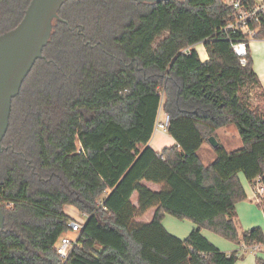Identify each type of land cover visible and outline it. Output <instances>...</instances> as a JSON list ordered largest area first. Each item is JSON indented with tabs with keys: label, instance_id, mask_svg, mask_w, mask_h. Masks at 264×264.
Returning a JSON list of instances; mask_svg holds the SVG:
<instances>
[{
	"label": "trees",
	"instance_id": "1",
	"mask_svg": "<svg viewBox=\"0 0 264 264\" xmlns=\"http://www.w3.org/2000/svg\"><path fill=\"white\" fill-rule=\"evenodd\" d=\"M30 1L0 0V35L20 23ZM231 15L222 0L61 7L1 143L0 264L237 262L201 230L264 244L259 227L241 237L236 227V205L246 199L238 175L264 189V90L250 55L241 66L219 32ZM202 41L204 63L193 48ZM160 112L174 145L156 152L149 142ZM229 125L242 147L227 152L218 142L204 165L202 145ZM67 206L88 216L78 234ZM152 208L150 222H135ZM165 215L195 228L180 240L164 228ZM68 234L76 245L63 261L55 247Z\"/></svg>",
	"mask_w": 264,
	"mask_h": 264
},
{
	"label": "water",
	"instance_id": "2",
	"mask_svg": "<svg viewBox=\"0 0 264 264\" xmlns=\"http://www.w3.org/2000/svg\"><path fill=\"white\" fill-rule=\"evenodd\" d=\"M68 0H31L20 23L12 30L0 35V153L2 140L7 132L11 104L33 68L42 59L51 31L52 22L58 18V11ZM137 4L162 3L170 0H128ZM211 148L219 143L212 136L208 139ZM4 217L0 208V230Z\"/></svg>",
	"mask_w": 264,
	"mask_h": 264
},
{
	"label": "crops",
	"instance_id": "3",
	"mask_svg": "<svg viewBox=\"0 0 264 264\" xmlns=\"http://www.w3.org/2000/svg\"><path fill=\"white\" fill-rule=\"evenodd\" d=\"M198 53L199 59L202 63L208 61V56L203 46H199ZM249 55L251 59L252 69L259 80L261 88L264 90V36H259L257 39H254L251 42L249 46ZM231 126L232 125H229L215 131V138L221 145L222 143L220 142V139L224 138L227 140V144L229 143L230 147L233 146L231 143V137L235 138L237 133L236 129L232 128ZM149 146L156 152H160L163 149L154 148L151 145V141L149 142ZM171 146H173V144ZM171 146H167L165 148ZM209 149L210 146L208 144H203L200 150ZM211 150L213 152V149ZM238 178L246 194V199L236 205V227L239 237H241V234L243 232L255 227H259L264 234V205H262L263 203H261L264 199V196L256 193V180L250 183L241 174L238 175ZM143 184L154 191H158L160 188L158 185H154L151 183L143 182ZM131 200L132 203L137 206L136 194H133ZM154 211V208L149 209L147 212L136 217L135 222L137 224L150 222L153 217ZM166 218L167 215L164 216L162 224H164V220L166 221ZM169 223L171 224V230H168L166 226L163 225L165 226L164 228L168 233L180 240H184L195 228V225H193L191 222L184 228L181 225H177L174 221H169ZM201 234L220 251L228 254L236 252L237 262L235 264H256L257 260H261L262 262H264V244L258 245V249L254 251L253 246H247L241 241V238L239 239L238 244H234L206 230H201Z\"/></svg>",
	"mask_w": 264,
	"mask_h": 264
},
{
	"label": "built area",
	"instance_id": "4",
	"mask_svg": "<svg viewBox=\"0 0 264 264\" xmlns=\"http://www.w3.org/2000/svg\"><path fill=\"white\" fill-rule=\"evenodd\" d=\"M223 3L232 10V15L228 18L226 23L220 28L219 32L230 44L233 53L240 58V65L247 64V56L249 55V46L254 39H257L263 29L264 25V0H222ZM205 41L200 42L193 48L198 53L199 46H203ZM184 53L189 54L190 48L183 50ZM169 121L168 115L165 113L159 114L156 123L155 131L163 130L166 132V127ZM154 131V132H155ZM255 191L259 195L264 196V189L262 188L259 179H256ZM84 218L83 222L72 220L68 226L70 231L78 234L87 220V215L81 213ZM76 239L69 237H62L55 247L57 255L66 261L76 245ZM258 245H253V250L256 251Z\"/></svg>",
	"mask_w": 264,
	"mask_h": 264
},
{
	"label": "rangeland",
	"instance_id": "5",
	"mask_svg": "<svg viewBox=\"0 0 264 264\" xmlns=\"http://www.w3.org/2000/svg\"><path fill=\"white\" fill-rule=\"evenodd\" d=\"M201 49V48H200ZM162 114V112H160V115ZM232 128L236 129L234 126H231ZM236 137L233 138L231 137V143L232 147L229 146V143L227 144V140L226 139H220V142L222 143V145L224 146L223 148L227 151V152H230V151H234V150H237V149H240L242 147V144H241V140L239 138V135H238V131L236 129ZM174 145V140L169 137L166 132H164L163 130H157L155 131V133L153 134V137L151 139V145L156 148V149H161V148H165L167 146H171V145ZM210 146V145H209ZM211 146H210V149L209 150H199L198 152V155L200 156V159L202 161V163L204 165H208L209 162H211L214 158V153L212 152L211 150ZM263 203L262 205H264V199L262 200ZM64 212L69 215V217H71L73 220H76L77 222H83L84 221V218L81 217V213H79V211H77L75 208L73 207H70V206H67L64 208ZM169 221H174L177 225H181L183 228L186 226V225H189V221L187 220H178L170 215H167V218H166V221L164 220V224L166 226V228L168 230H171V227H170V223ZM164 226V227H165ZM70 239H75V236L72 235V234H68L67 235Z\"/></svg>",
	"mask_w": 264,
	"mask_h": 264
}]
</instances>
